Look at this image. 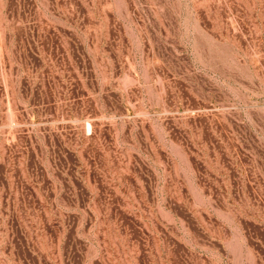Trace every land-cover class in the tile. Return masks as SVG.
I'll return each instance as SVG.
<instances>
[{"label":"rangeland","instance_id":"obj_1","mask_svg":"<svg viewBox=\"0 0 264 264\" xmlns=\"http://www.w3.org/2000/svg\"><path fill=\"white\" fill-rule=\"evenodd\" d=\"M0 264H264V0H0Z\"/></svg>","mask_w":264,"mask_h":264}]
</instances>
